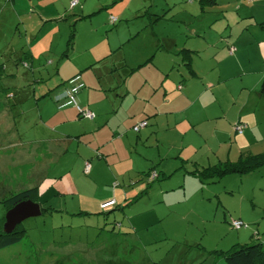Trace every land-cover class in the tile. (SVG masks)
Instances as JSON below:
<instances>
[{"label": "rangeland", "instance_id": "obj_1", "mask_svg": "<svg viewBox=\"0 0 264 264\" xmlns=\"http://www.w3.org/2000/svg\"><path fill=\"white\" fill-rule=\"evenodd\" d=\"M36 1L16 0V8H21V19L18 15H8L5 10L0 11V67L7 68L0 71L5 76L4 79L0 76V89L7 94L16 90H22L26 94L25 105L11 111L13 119L10 118L6 125L2 120L3 112H0V195L1 187L9 180L6 178L8 175L2 173L4 171L1 166L5 162L4 158L2 160L5 140L17 133L25 137V140L48 136L50 126L44 124V120L47 109L50 112L52 105L55 107L53 97L56 94L53 96V91H47L56 90V84L68 87L69 80H60L58 76L60 67L71 71L80 65L94 63V69L99 71V74L94 70V73L91 72L98 81L94 87L104 97L98 106L106 112L110 111V105L113 106V96L117 91L125 92V87H138L136 79L145 76V72L149 70L143 63L156 53L155 65L162 60L168 62L166 65L170 67V71H166L170 74L169 86L175 92L180 81L175 69L179 68V72L185 74L178 52L183 48L196 51L191 58L192 68L200 74L199 82L204 87L208 83L216 86L213 89L216 99L227 115L229 108L234 110L236 107L231 104V97L247 83L241 76V70L254 71L258 76L264 73L261 56L264 41L260 42V46L256 41H250L252 29L244 32L234 47H229L230 42L224 41L225 37L221 34L224 22L222 15L225 11L247 17L249 9L256 7L259 10L260 6V13L263 15L260 21L264 22V0L253 4L249 3L251 0H216L215 5L202 8L199 0H129L131 7L128 9V0H115L110 10H99L98 13L103 11L99 14L92 12L101 8L93 7L98 0H78V5L73 9L69 8V0H41V12L38 6L34 7ZM85 1L86 7H90L87 12L90 14H81L80 9ZM1 3L0 1V5ZM111 17L117 20L114 25L108 24ZM105 25L111 35L104 39L111 42L112 46L105 57L95 62L102 57L99 53L104 45L102 36L105 34L100 31L92 32V29ZM72 30L74 36L68 56L65 57L63 53L67 50L66 44ZM259 32L254 38H264V31ZM247 34L250 35L249 38ZM31 46L38 51L45 46V52L34 59L33 73L13 56L14 52L21 49L26 52ZM228 47L233 52L235 50L234 56L238 57L237 65L240 70L235 68L233 57L227 54ZM23 61L30 66L28 58ZM89 69L91 70L88 68L84 71L88 72ZM11 73L15 77L8 79L6 75ZM236 74L240 77L234 78ZM256 90L259 91V88ZM5 95H0L2 105L7 103ZM261 102L264 105V97ZM115 104L117 105L116 102ZM130 104L132 102L126 99L124 108ZM214 110H210L209 115ZM158 122L165 125V118ZM168 122L171 125V115ZM159 124L156 127L154 122L149 123L146 134L143 131L135 133L133 126L126 132H119L123 138H116L118 141L111 147H105L111 148L109 152L102 151V142H91L92 147L100 145L99 157L112 170L109 187L114 192L113 196H121V190L125 195L123 200H119L120 203L125 200L129 205L124 212L125 218H133V227H146V230L138 236L124 234L125 230L120 231L117 227L112 232L113 222L106 217L109 215L107 212L116 206L114 198L111 199L113 203L110 206H103L107 201L99 203L98 210L101 214L82 217L69 212V209L63 211L65 201H70V198L58 195L53 197L49 191L40 201L52 202L50 205L44 203V206L48 205L55 211L24 220L20 227L25 230V237L18 244L0 250V264H227L223 257L217 255L234 246L258 243L264 250V166L244 175H225L204 183L189 174L195 169L201 171L217 162H235L240 151L262 153L264 137L257 135L253 138L244 129L243 134L249 136L248 141H241V147H233L229 153L226 146L221 149L219 136L212 133L219 129V122L217 127L214 122L209 121L190 129L183 119H180L178 128L159 127ZM68 130L71 133H81L79 126H69ZM207 130L210 131L208 140L200 139L199 135L205 134ZM256 132L255 129L254 133ZM259 133L264 135V129H259ZM139 135H150V139H142L136 143ZM239 138L242 137L237 140ZM233 141L232 138L230 144ZM113 148H116L115 153ZM160 163L165 171H170L168 174L176 172L166 181H153L151 187L141 175L152 169L158 168L160 171L161 168L157 166ZM73 170L76 174V167ZM82 173L85 174L84 170ZM158 184L163 189H175L164 194L169 196V201L162 202ZM57 188L64 189V186H52L55 192L59 191ZM134 189L136 191L131 193ZM142 190H145L144 193ZM75 202L85 201L75 198ZM5 214V208L0 202V219ZM232 221H240L244 227L235 230L231 226Z\"/></svg>", "mask_w": 264, "mask_h": 264}, {"label": "crops", "instance_id": "obj_2", "mask_svg": "<svg viewBox=\"0 0 264 264\" xmlns=\"http://www.w3.org/2000/svg\"><path fill=\"white\" fill-rule=\"evenodd\" d=\"M0 1L2 2L0 5L1 12L5 10L8 15L14 14L16 16L18 15L20 19L23 18V16L19 14L21 13V8H16V0ZM71 1L73 0H69V8L73 9L78 5V0H76L77 4L72 8L70 7ZM111 1L112 0H98L96 3L97 5H94L93 7L99 6L101 8L96 12H92L99 14L103 11L110 10L112 3L115 2V0L112 2ZM118 1L121 2L123 0ZM130 1L128 0L126 9L131 7ZM86 2L87 1L82 4V8L80 9L81 14L84 12L85 14H90L87 13L90 11V9H88L90 7H86ZM249 3H260V0H251ZM40 4L41 0H37L34 4V7H39V12H41V9H43L42 6H39ZM90 5L92 6V3H90ZM260 8L261 7L259 6V10H257L256 7L249 9L247 17H245V15L244 17H239L238 14L234 15L233 11L223 12L222 21L224 22L221 27V34L225 37L223 38L224 41L230 42L228 43L229 47H234V45L238 43L239 39L243 36L244 32H248L250 29L253 31L251 34L252 40L250 41H256L259 46L261 44L260 42L264 41V38H254V36H258L259 31V33L264 31V22L260 21L263 18V15L260 13V11H262ZM99 10L103 11L98 13ZM109 13L111 14V11H109ZM106 14L107 12L104 13V15ZM160 17L162 18L163 15ZM115 21L117 22V20ZM115 21L114 24L116 23ZM108 24L114 25L110 23L109 19ZM211 27L209 29H212ZM56 31L58 33V28ZM93 31H100L101 33H104L105 35L102 36L103 39H108L111 35L110 32H107L106 25L92 29V32ZM247 36L249 38L250 35L247 34ZM107 39H104L103 48H101L99 53L102 54V57L96 59L95 62H99L109 53L112 43H108L109 41ZM105 44L108 46H105ZM35 46L37 47V45ZM36 47L31 46L26 52L21 49L20 51H16L13 54L14 59H17L18 61L21 59L24 60V58H28L30 60V66L28 65L31 71L30 73H33L32 70L35 68V57L40 56L41 52H45L43 50L45 46H43L40 51H38ZM185 50L193 52L190 55L191 63L192 55L196 54L197 52L192 49ZM227 52V54L233 57L232 62L235 68L240 70V66L237 65L238 57L234 56L235 50L232 53H230L229 50ZM156 54L151 55L149 57L151 58V61L145 64L146 67H149L147 68L149 70L145 72V76L142 75L136 79L138 87L132 86L131 89H129V87H125V92L120 90L114 94L113 106L110 105L111 109L109 111L113 112V114L106 112L105 109L104 111L100 110L98 106V103L103 101L104 97L101 95V93L98 94V90H96L94 87L95 82H98L91 74L93 70L96 71V69H94L95 67L93 66L94 63L80 65L71 71H66L60 67L58 69V76L61 78L60 80L68 81L75 76H79L80 82L83 84L82 89L84 90H80L76 94L75 101L80 107L93 112L95 117L92 120L86 119V121L90 122H85L84 120H81L84 118L79 117L75 108L72 106L59 109L54 100L55 98L53 97L55 107L52 105V110L50 112L49 108L47 109V116L44 120V124L50 126L47 137H34L33 139L25 140V137L17 133L11 138L9 137L8 140L6 138V145L3 147L4 154H2V160L4 158L5 162H3L1 166L2 170L4 171L2 173L7 174L8 177L6 178H9V180L6 182L4 187H1L2 194L0 195V201L8 198L12 194L32 188H37V199L38 202L42 204V206H44V203H49V205L52 204V202H48L47 200H44L43 203L40 201V199H43V196L50 191L53 197L58 195L71 199L70 201H65V207L63 211L69 209V212L79 214L82 217H88L90 215L93 217V215L99 214L100 212V210H98L100 202H110L111 199L114 198L116 206L111 210L112 212L106 218L111 220V222H117L120 224V228L118 230L121 231L123 229L128 235L136 234V236H138L141 232L146 230V227L138 228L137 225L133 227V224H135L133 218H125L126 215L124 212L129 205L125 200L124 203H120L119 201L123 200L125 195L123 196V191L121 190V196L116 198L113 196L114 192L109 187L111 183L110 175L112 170L107 165H105L101 161V157H99L100 153H98V149H100V145L92 147V141L102 142V151L109 152L111 148L105 147H111L113 143L118 141L117 139L123 138L121 133L126 132L130 126L134 127V124L146 121V127L141 129L139 132H135L140 134V132L143 131L146 134L147 132L145 130L148 124L154 122V125L157 127L159 124L158 121H160L162 118H165V125L160 123L159 127L167 126V128L168 126L178 128L180 119H183V122L187 124L189 129L190 127L197 128V126H202L201 124L203 122L208 123L209 121L214 122L215 126L217 127L219 122V129H216L217 132L213 131L212 133L219 136V141L222 144L221 149L222 146H226L229 153L232 151L233 147H241V141H248L249 136L243 134L244 129L249 132L253 138H256L257 135L264 137V135L259 133V129H264V105L263 102H261V99L264 97V73L258 76V74L255 75L254 71L249 72L246 69L244 72V70H241V76H243L244 81L247 83L243 82L246 86L240 88L241 90L239 91L237 90L238 92L236 91L234 97H231V104L236 107H234V110L229 108V114L227 115L225 113V109H223V106H221L220 102H218L216 99V94L213 91L214 87L216 86L208 83L207 87H204L202 82H199L201 80L200 74H198V72L193 69V65H191V69L194 73V76H190L186 70V67L182 63L181 58L180 62L182 66H184L183 71L185 74L182 75V73L179 72V68L175 69L177 70V74L179 76L177 79L180 81L177 83L176 91L172 92L169 86L170 74H168V71H166L170 69V67L166 65L168 62H166V60H162L160 62L161 64L159 63L158 65H155ZM261 56L264 63V50ZM153 63L154 65H152ZM3 68V71L7 70L6 67ZM88 68H91L92 71L90 69L88 72L84 71ZM139 71L140 70H138V72ZM96 72L99 74V71ZM0 76H2V74H0ZM3 77L5 76H2V79H4ZM6 77L8 79H13L15 75L11 73L7 74ZM235 77L239 78L240 75L236 74L234 75V78ZM90 79L92 81H90ZM218 84H220V82ZM64 87L65 85L59 87V84H56V90L50 89L47 92L53 91L51 94H53V96L56 94L57 96L67 88ZM257 88H259V91L256 90ZM4 94H6L5 96L7 97V103L2 105L0 102V112H3L2 120L6 125L10 118L13 119L11 111L15 110V108L19 109L25 105L26 94H23L22 90H16L13 93L7 94V92L5 93L3 89H0V95L3 96ZM126 99H129L132 104H130L129 107L124 108L123 103ZM235 99H237V101H235ZM107 100L108 98L105 99V103H107ZM114 101L117 103V105ZM213 108L215 109L213 114L209 115V111L213 110ZM170 115L172 119L171 125L170 122H168ZM40 118H42V116ZM236 124H242L244 126L241 134H238L234 131V126ZM69 126H79L81 133H71L68 130ZM255 129L257 130L256 133H254ZM119 132L121 133L119 134ZM209 135L210 131L207 130L205 134L201 136L199 135V138H205V140H208ZM238 137L242 138L237 140ZM85 138H88V140H85ZM89 138L92 140H89ZM232 138L234 141L232 144H230ZM142 139H150V135H146L145 137L139 135L135 141L138 143V141ZM215 139L218 140V138ZM113 149V152L115 153L116 148ZM80 150L83 151L80 153ZM95 153L96 157H94ZM226 159L228 158L226 157ZM65 160H70V162H66ZM85 163L90 164V169L87 174L82 173ZM157 166L161 168L160 171L157 170L158 168L149 171L156 172L158 174V179L155 181H158L159 179L166 181L176 172L175 171L172 174H168L170 171H165V169L161 166V163L157 164ZM73 167H76V174L73 170ZM149 172H146L141 176L145 177V174ZM152 183L148 185L150 186ZM56 184L59 186L63 184L64 189L59 190V188H57L59 191L55 192V189L52 190V186H55ZM152 186L153 185H151V187ZM89 189H91V191ZM157 189H160L162 193V202L169 201L167 198L169 196L164 195L168 193V190H175L174 188L167 189V187L163 189L160 184H158ZM135 191L136 189L132 190L131 193H134ZM75 198H81V200L85 202H75ZM55 209H57V207ZM58 210L59 209H57V211ZM59 212H62V210Z\"/></svg>", "mask_w": 264, "mask_h": 264}, {"label": "trees", "instance_id": "obj_3", "mask_svg": "<svg viewBox=\"0 0 264 264\" xmlns=\"http://www.w3.org/2000/svg\"><path fill=\"white\" fill-rule=\"evenodd\" d=\"M198 2H199V5L201 6V8L204 6H212V5L216 4V0H199ZM76 4H77V2H76ZM112 24H114V22ZM71 32L72 33H71L70 40L66 44L67 50L63 53V55L65 57L67 56L69 47H71L72 37L74 36V30H72ZM192 53L193 52L185 50V49H182L178 52V55L181 56V61L184 64V66L186 67V70L190 76H194V73L191 69V63H190V55ZM150 61H151V58H148L147 61L145 63H143V65L149 63ZM19 63H21L23 67H26V66L28 67V64L23 62V59H21L19 61ZM138 67H140V66H138ZM2 70H3V67H0V71H2ZM59 109H61V108H59ZM146 125H147V123H146ZM263 166H264V152L259 153V154H251L249 152H244V153H240L238 155L237 160L235 162H230L227 160L224 162H218L213 166L201 169V171L198 169H195L192 172H190L189 174L199 178L200 181L202 183H204L205 181H208V180L213 181V180H216V179L223 177L225 175H232V174L244 175L246 173H249L250 171H253V170L258 169V168L263 167ZM153 173L156 176L153 179H151L150 177ZM145 178H146L148 184H150L153 181L158 179V174L156 172H149L145 175ZM143 191H145V190H143ZM37 196H38L37 188H32V189L24 190V191L16 193V194H12L8 198H5V199L1 200L0 202L3 205V207L5 208L6 212L9 209H11L14 205H16L17 203L22 202V201H26V200H30L34 203H37L40 207L41 215L50 214L51 212H54L53 208L47 207V206H42V204H40L38 202ZM139 196H140V193L138 194V197ZM114 207L115 206H113V208ZM111 212L112 211L107 212V214L110 215ZM99 214H101V213H99ZM107 214H105V216ZM4 221L5 220H4V216H3L0 219V250L7 248V247H10L12 245L18 244L25 237V230L22 227H20L21 224L16 226V228L11 233L5 234L3 232ZM113 225H114V227L112 228V232H114V228H116V227L118 229L120 228V224H118L117 222H113ZM124 234H126V233H124ZM217 256L223 257L227 264H264V250H263L262 245L258 244V243L250 244V245H241V246L237 245L236 247L234 246L231 250H229L225 253L224 252L218 253Z\"/></svg>", "mask_w": 264, "mask_h": 264}, {"label": "built area", "instance_id": "obj_4", "mask_svg": "<svg viewBox=\"0 0 264 264\" xmlns=\"http://www.w3.org/2000/svg\"><path fill=\"white\" fill-rule=\"evenodd\" d=\"M75 4H76V0H73L72 2H70V7H74ZM114 21H115V18L111 17L110 22L113 23ZM229 52L232 53L233 49L229 48ZM82 88H83V84L80 82L79 76H76L68 81V87L64 89L60 95H57L54 100L58 108L72 106L73 108H75L77 114L81 118L92 120L95 117L94 113L91 112L90 110L80 107L75 101L76 94ZM145 126H146V122L142 121L139 124L135 125L133 127V130L135 132H138L140 129H142ZM243 128H244L243 125L236 124L234 126V131L238 134H241ZM89 168H90V165L88 163H85L84 173H87L89 171ZM155 176L156 175L153 173L150 178L153 179ZM112 203L113 202H106L105 204H103V206H107V205L110 206V204ZM231 226L233 229L239 230L242 227H244V224L240 221H232Z\"/></svg>", "mask_w": 264, "mask_h": 264}, {"label": "water", "instance_id": "obj_5", "mask_svg": "<svg viewBox=\"0 0 264 264\" xmlns=\"http://www.w3.org/2000/svg\"><path fill=\"white\" fill-rule=\"evenodd\" d=\"M40 215L41 211L37 203L30 200L19 202L6 212L4 216L3 232L9 234L24 220Z\"/></svg>", "mask_w": 264, "mask_h": 264}]
</instances>
